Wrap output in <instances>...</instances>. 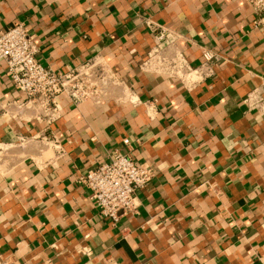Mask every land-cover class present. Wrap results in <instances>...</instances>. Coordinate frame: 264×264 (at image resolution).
Wrapping results in <instances>:
<instances>
[{"label": "crops", "instance_id": "crops-1", "mask_svg": "<svg viewBox=\"0 0 264 264\" xmlns=\"http://www.w3.org/2000/svg\"><path fill=\"white\" fill-rule=\"evenodd\" d=\"M255 18L246 0H0V32L25 24L45 68L103 57L121 80L103 105L63 97L49 129L9 105L23 96L0 61V264H264V114L244 103L264 79ZM147 21L180 34L182 80L142 71ZM116 153L154 179L113 222L79 180Z\"/></svg>", "mask_w": 264, "mask_h": 264}, {"label": "built area", "instance_id": "built-area-1", "mask_svg": "<svg viewBox=\"0 0 264 264\" xmlns=\"http://www.w3.org/2000/svg\"><path fill=\"white\" fill-rule=\"evenodd\" d=\"M246 1L256 14L254 28L264 30V0ZM146 26L154 34L155 44L142 64V71L178 80L191 73L193 69L178 47L180 34L152 21H147ZM37 54L34 35L25 24L0 32V61L6 65L14 90L23 96L9 105L20 116H29V120L44 123L49 129L62 117L63 97L76 107L87 101L103 105L111 93L120 88L121 80L103 57H95L69 71L56 72L45 68ZM203 57L206 65L215 59L210 52H205ZM244 103L249 111L264 114V79ZM125 144L129 142L126 140ZM153 179L151 168L140 166L130 156L116 153L79 182L89 191L99 214L118 222L138 213L137 191L148 187Z\"/></svg>", "mask_w": 264, "mask_h": 264}]
</instances>
